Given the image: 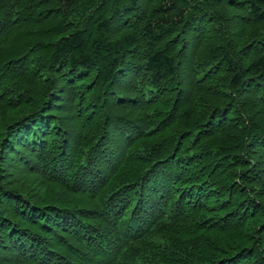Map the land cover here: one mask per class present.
Wrapping results in <instances>:
<instances>
[{
    "label": "trees",
    "instance_id": "16d2710c",
    "mask_svg": "<svg viewBox=\"0 0 264 264\" xmlns=\"http://www.w3.org/2000/svg\"><path fill=\"white\" fill-rule=\"evenodd\" d=\"M0 264H264V0H0Z\"/></svg>",
    "mask_w": 264,
    "mask_h": 264
}]
</instances>
